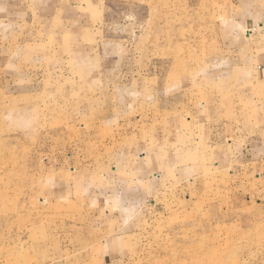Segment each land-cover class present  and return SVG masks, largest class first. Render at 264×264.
Masks as SVG:
<instances>
[{"label":"rangeland","instance_id":"1","mask_svg":"<svg viewBox=\"0 0 264 264\" xmlns=\"http://www.w3.org/2000/svg\"><path fill=\"white\" fill-rule=\"evenodd\" d=\"M28 1L0 11V264H264V163L224 125L264 0Z\"/></svg>","mask_w":264,"mask_h":264},{"label":"crops","instance_id":"2","mask_svg":"<svg viewBox=\"0 0 264 264\" xmlns=\"http://www.w3.org/2000/svg\"><path fill=\"white\" fill-rule=\"evenodd\" d=\"M35 5L44 7L46 5V0H34ZM28 0H0V11L9 9L13 6H23L25 3L28 4ZM258 53H262L259 56L251 57V59L246 62L245 68H247L245 76L240 79L243 86L247 85L249 88L245 92H237L232 86V79L229 84V90L231 91L233 97L239 96L240 100L236 102V109L233 110L234 115L231 116V121L224 125H229L235 130L238 128V124L243 121V127L246 132V139L249 142V149L254 145V148L259 152L258 159L260 163H264V46L254 47ZM253 50V46H249V51ZM234 91H233V90ZM244 94V95H243ZM232 114V113H231ZM222 120L218 123L222 124ZM249 159V164H250ZM253 163V162H252Z\"/></svg>","mask_w":264,"mask_h":264}]
</instances>
